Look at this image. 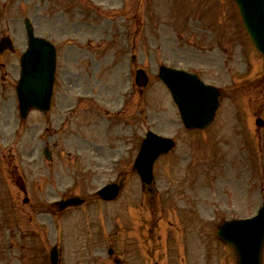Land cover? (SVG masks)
<instances>
[{
	"label": "rangeland",
	"instance_id": "374dc122",
	"mask_svg": "<svg viewBox=\"0 0 264 264\" xmlns=\"http://www.w3.org/2000/svg\"><path fill=\"white\" fill-rule=\"evenodd\" d=\"M80 1L49 2L50 9L64 11L56 14L59 20L66 22L73 17L77 21L78 35L63 28L54 32L48 25L41 26L43 21L38 17L33 18L38 32L51 31L57 43L62 44L52 117L54 124L61 127L63 120L58 117L71 102H62L71 81L69 76L86 67L89 89L78 91L87 90L95 95V101L109 107L111 116L108 112L107 123L102 120L104 130L113 137L120 135L117 138L121 140L126 137L121 146L127 157L125 166L115 171L107 168L108 173L102 176L94 171L96 175L87 186L82 180L67 179L71 166L76 174L81 167L90 168L93 161L90 145L101 138L89 131H86L87 141L59 131L67 142L51 145L58 158L54 154L56 159L47 163L42 149L47 140L53 142L55 134L42 140L41 112L32 111L28 119H22L17 112L20 56H14L11 67L0 64L3 73L0 79L6 78L8 72L13 79L11 87L9 77L6 78L3 84L9 89L3 87L0 98V264H51L49 255L55 244L62 251L60 264H114L108 257L109 248L114 249L116 256L120 253L126 264H142L141 249L135 242L142 243L143 238H136L137 233L150 230L156 223L163 226L165 237L169 234L173 247L180 245L181 251L172 249L173 257L181 254L185 259L186 255L188 264H237L235 250L217 238L216 229L221 221L256 213L264 200V127L258 129L252 114L264 111V68L263 72L256 69L258 63L264 64V55L248 38L235 0ZM198 3L205 5L200 7L210 17L206 22L217 19L210 24V30L206 29L205 19L203 28H196L198 22L188 19L200 11ZM76 5L87 7L92 18L79 15ZM28 15L34 17L30 8ZM103 18H111V22L102 25ZM11 25L18 26L22 36L23 21L18 19ZM63 27L66 28L64 24ZM118 28L127 32L129 45L123 44L126 38ZM218 38L221 50L214 49ZM68 43H78L79 47L70 48ZM88 45L105 48L94 49L93 55L99 60H88L89 57L81 55L82 48ZM133 55L136 57L132 68L129 62ZM162 63L200 72L206 82L221 86L225 98L216 120L205 130H191L183 125L169 90L158 77ZM63 64L68 77L64 68H60ZM247 65L251 66L249 71ZM130 67V70L143 67L150 74V83L141 94L125 90V71ZM251 79L254 81L246 83ZM72 86L76 90L80 84L74 82ZM125 91L129 98L127 109L117 112ZM252 96L258 100L253 105L249 104ZM257 102L261 103L260 108ZM243 111L248 113L244 116ZM149 129L171 136L177 142L176 148L162 156L154 167L158 192L151 197L152 208L159 210L157 216L152 214L150 226L143 218L152 209L146 213L140 208L143 207L141 196L147 189L130 169V160L140 143L139 135L143 137ZM54 132L57 131L49 130L50 134ZM92 139L95 141L91 142ZM103 143L105 146L106 142ZM103 146L95 150L101 151ZM67 159L72 161L63 162ZM99 160L105 162L104 157L100 156ZM118 175L117 180L123 177L125 180L116 200L106 201L91 195L93 188L104 181L116 180ZM70 183L74 186L68 190ZM24 185L29 190L22 191ZM71 194L84 195L86 203L61 212L49 207L48 200ZM26 196L30 198L28 203L24 202ZM41 199L43 202L38 203ZM181 220L179 231L171 229V221L176 225ZM124 225H127L125 229ZM122 235L130 244L124 242ZM124 247L128 248V254Z\"/></svg>",
	"mask_w": 264,
	"mask_h": 264
},
{
	"label": "water",
	"instance_id": "95a60500",
	"mask_svg": "<svg viewBox=\"0 0 264 264\" xmlns=\"http://www.w3.org/2000/svg\"><path fill=\"white\" fill-rule=\"evenodd\" d=\"M237 3L246 28L252 35L251 38L254 39L258 48L264 51V0H237ZM30 45L28 56L23 61L24 72L19 91L24 109L30 105L43 108L48 106L50 99L55 49L48 41L36 37L32 32ZM161 75L180 104L183 119L188 127L204 126L213 118L219 105L217 102L219 92L215 87L205 85L197 76L183 70L162 66ZM151 136L143 150L142 159L138 158L136 163L142 179L147 182H151L153 177L152 162L160 151L168 148L166 145L153 152L152 146L158 142L169 143L157 139L156 135ZM218 233L222 239L236 248L239 264H261L264 242V203L256 216L229 221L220 228ZM52 258L56 263L55 250L52 252Z\"/></svg>",
	"mask_w": 264,
	"mask_h": 264
}]
</instances>
